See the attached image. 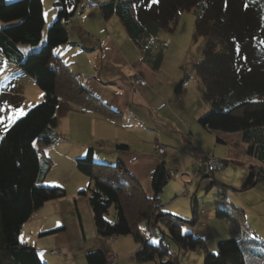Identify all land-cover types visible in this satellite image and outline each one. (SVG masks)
I'll return each instance as SVG.
<instances>
[{
    "label": "trees",
    "instance_id": "obj_1",
    "mask_svg": "<svg viewBox=\"0 0 264 264\" xmlns=\"http://www.w3.org/2000/svg\"><path fill=\"white\" fill-rule=\"evenodd\" d=\"M82 1L59 0L58 16L48 29L46 45L25 56L21 44L37 46L43 39V2L0 0V21L8 25L0 29V72L10 63L16 64L44 93L43 102L17 115L13 124H3L5 130L0 136V264H46L34 246L21 242L20 235L35 211L66 196L63 189L43 185L52 166L40 156V149L56 140L54 132L58 126L56 114L60 102L63 100L82 110L117 119L116 113L93 97L55 54L57 48L68 44L69 22ZM100 10L106 20L112 17L120 20L134 45L142 50L144 59L154 69H159L163 62V51L156 49L160 32L172 30L180 13L193 12L196 16L194 38L196 41L200 37L205 39L204 57L194 68L204 101L211 104V111L199 119V124L210 132L242 133L244 142L250 143L248 152L253 154L259 150L258 158L264 162V0H157L155 3L153 0H111L102 4ZM190 80L186 75L176 93L180 94ZM20 102L14 103L17 109ZM217 142L222 143V140L217 138ZM119 148L127 149L125 146ZM93 153L90 148L85 158L77 160V167L90 179L89 202L101 239L133 236L139 246L135 254L137 262L177 264L181 253L200 250L204 255L203 264H247L246 250L241 242L235 239L220 242L218 252L212 253L202 238L183 233L188 222L164 214L162 210H156V215L153 213L155 206L160 205L158 196L174 176L165 163L152 175L154 198H147L124 164L96 162ZM221 161L226 166L229 163ZM262 169L249 175L243 191L264 180ZM137 200L141 203L131 216L128 205ZM112 209L115 210L113 220L109 219ZM198 215L199 210L194 207L192 225L197 223ZM216 217L228 219L230 213L217 208ZM140 222H145L146 229L154 228L156 234L160 231L159 245L141 235ZM166 241L174 244L175 253L170 251ZM249 241L255 247H264L255 237ZM109 253L114 252L94 250L86 255V261L108 264ZM259 260L264 264V255Z\"/></svg>",
    "mask_w": 264,
    "mask_h": 264
},
{
    "label": "crops",
    "instance_id": "obj_2",
    "mask_svg": "<svg viewBox=\"0 0 264 264\" xmlns=\"http://www.w3.org/2000/svg\"><path fill=\"white\" fill-rule=\"evenodd\" d=\"M107 1L103 0L99 2V9ZM57 16L55 12L54 16L50 15V18L48 17L47 19L54 20ZM102 18L110 25L117 17H112L109 20H106L103 16ZM73 19L71 22H73ZM68 29V44L57 48L55 54L66 64L93 97L116 113L117 119H108L94 112L82 110L63 100L60 102L56 114L58 126L54 132L56 140L52 144L43 146L40 149V156L43 160H49L52 166L43 185L63 189L66 196L59 200L50 201L41 209L35 211L30 220L23 226L20 235V240L23 237L24 244L34 246L38 250L42 261L46 264H88L86 255L89 252L105 249L103 247V240L98 237L89 202L90 179L81 173L77 167V160L85 158L90 148H93L94 160L96 162L111 165H116L117 163L124 164L134 179L142 186L146 195L149 196V194L153 195L152 175L154 172L163 163H165L166 168L169 170L168 162L166 161L167 150L163 156H160L156 149L157 144L164 146L160 143V139L162 138L161 131H175L173 136H182L185 145L191 146V142L185 140L187 136L183 132L189 129L188 124L184 120V115L180 113L181 120H179L177 126H170L168 124L169 120L166 119L165 121L158 111L165 105L164 102L174 104L176 108L180 107L181 110H184V97L182 95L186 93L187 85L180 94L176 93V88L186 74L180 78L176 75L167 83L159 80L161 67L154 69L144 59L142 50L133 44L130 45L132 46L131 50H134V48L139 50L141 56L132 61L128 52L124 49L125 45L129 46L127 38L132 43L125 28L127 35L120 32V35L109 33L110 30L107 28L108 33L105 35L110 36L101 41L99 40L100 42H96L95 36L84 29L83 22H76V25H70L69 22ZM95 53H98L96 63L93 56ZM77 56L92 63L97 72L88 75L85 74L86 72L84 73L82 68L81 70L78 69L76 67L77 64L74 62V59L78 58ZM70 65H73V68ZM137 76L146 81L145 86L133 84L132 79ZM157 102L161 103L158 104ZM61 118H65L64 122L68 124L66 131H58ZM120 133L127 134L130 138L123 140L120 138ZM137 136H141L142 138H138L137 145H134L135 141L133 137ZM237 136L238 144L237 142L233 143L235 147H232V151L229 154L231 162L242 157L244 161L242 165L246 167L248 177L252 172L258 173L257 171L262 168L264 172V162L258 158L260 151L257 150L256 153L250 154L248 152L250 143L244 142L242 133H237ZM237 145L243 147L242 156L238 154ZM120 146H125L127 149L121 150ZM103 152H113V154H104ZM198 179L200 180L199 177L194 178L192 182L195 183ZM208 181L212 182L213 185L217 183L215 177L213 179L208 178ZM262 182L264 180L258 182L255 186L262 185L264 187V183L260 184ZM218 191L220 192L221 189L219 188ZM253 196L256 198L254 194ZM220 201L221 203L224 202L223 199H220ZM260 207L261 204H257V208ZM217 208L218 206L214 205L207 211L205 209L200 211L198 215L200 223L197 221L194 225L195 227L197 226L193 234L195 237L205 240L212 236L205 219H209L212 216H214L213 218H217L215 217ZM165 211L176 215H184L186 218L190 215L189 212L188 214L182 213L172 206L167 207ZM204 217L206 218L204 219ZM252 217L254 220L255 218H264V214L262 211L260 212V216L259 214L250 212L248 217H246L248 224V227H246L247 231H244L250 239L255 237L264 245V232H260L253 225V222H251ZM86 226H88L87 230L85 229ZM240 231H243V229L237 227L234 232L241 234ZM234 232L232 234L233 237L230 238L231 240L235 239ZM227 240L220 238L218 244ZM45 241L47 242V246L44 243ZM249 242L246 249L251 252L253 245ZM218 244L212 245L213 247L210 251L218 252ZM105 246L107 247L105 250L109 249V251L116 253L114 249L108 248V245ZM257 250L261 251L264 255V247H259ZM58 252H61L63 256L59 257L56 254ZM128 255L122 254L121 259L118 255V259H120L118 264H122L128 260ZM201 261L202 253H181L177 264H201ZM259 262V264H263V260Z\"/></svg>",
    "mask_w": 264,
    "mask_h": 264
},
{
    "label": "rangeland",
    "instance_id": "obj_3",
    "mask_svg": "<svg viewBox=\"0 0 264 264\" xmlns=\"http://www.w3.org/2000/svg\"><path fill=\"white\" fill-rule=\"evenodd\" d=\"M16 1L18 0H8V2ZM102 1L103 0H83L76 11V14L74 15V17H72V19H74L73 22H71V19L70 25H76V22H83L84 29L95 36L96 42H100L102 39L110 36L105 35L108 33V29L110 30L109 33L115 35H120V33H125V35H127L119 19L116 18L115 20H113L112 24L110 23V25H108L102 18L101 11L98 6V3ZM110 1L111 0H108L107 3H109ZM42 2L45 17L43 39L37 46L21 44L20 49L25 56L32 52L40 50L43 46L46 45L48 29L57 19L56 17L54 20L52 19V21L48 20L47 18H50V15L54 16L55 12L58 15L59 6L57 5V3L59 2V0H42ZM6 26L8 25L0 21V29ZM195 27V14L191 11H184L180 13L178 22L174 26V28L172 30H162L156 42L157 51H163V64L160 68L159 80L167 83L176 75H178V78H180L184 74L191 77V80L186 87V93L182 95L184 97V110H181L180 107L176 108L174 104H169L166 102H164L165 105H163V107L158 110L165 121L166 119L169 120L168 124L170 126H177V123H179V120H181L180 113H182V115H184L185 122L189 126L188 131H183L187 136V138L185 137V140L191 142V146L188 147L187 144L185 145V141L182 136H180L181 138L178 136H173V133L175 131H161L162 138L160 139V143L166 147V150L168 152L166 161L168 162L169 170L174 172L175 175L166 185L163 192L158 196V199L162 202V204L160 205L163 206L162 209L164 210L162 212L164 214H172L189 223L188 225L186 224L185 231H183V233L189 232L194 234V232L196 231L197 226L195 227L194 225H192L194 207H197V209L199 210V214L202 209H205V211H207L211 208V206L214 205H217L218 208L225 209L230 213V217L228 219L213 218L214 216L209 219H205L206 217H204L208 224V229L212 234V236L204 240L206 248L209 251L212 250V245H217L220 238L223 240L232 238V234L235 231V228L241 227L243 231H240L241 234L234 232V238L235 240L241 242L244 249L246 250L245 255L247 264H259V259L263 254L261 251L257 250L258 247H255L254 245L251 252H249L245 248L250 240L245 231H247L246 227H248L246 217H248L250 212L259 214V216L261 211L264 214V187L262 185H257L252 189H248L245 191L242 190L248 178V171L246 170V167L242 165V162L244 161L242 157L237 158L236 161L234 160V162H231L232 160L229 159V154L232 151V147H235L233 143L237 142L238 144L237 134L210 132L199 124V119L211 111V104H207L204 101L203 93L200 90V80L198 79L197 72L194 68V65L196 63L202 61L205 49V39L200 37L196 41L194 38ZM128 42L129 46L125 45L124 49L128 52L129 57L133 61L136 58H139L141 56V53L135 48L134 50H131L132 46L130 45H134V43H131L127 38V43ZM97 54L98 53L93 54L95 63ZM77 57V59H74V62L77 64L76 67L78 69L81 70L82 68L84 70V73L86 72L85 74L88 75L97 72L92 63L81 59L80 56ZM70 66H72L71 68H73V65ZM132 82H134V79H132ZM43 99L44 93L37 87L35 80L31 77L26 76L21 71L19 66L10 63L3 72H0V118L4 120V123L0 124V136L5 130L3 127L5 124H13L9 123V117H12L15 121L17 115L30 110L37 104H40L41 102H43ZM20 100L21 102L19 103V107L17 109L14 103H17ZM161 102L157 103L160 104ZM64 121L65 118L60 119L58 131H66V126L68 124ZM183 132L181 131L182 134ZM110 135L113 136L112 133H110ZM119 135L123 140H127V138H130L129 135L124 133H120ZM138 138L141 139L142 137H133V140L135 141L134 145H137ZM150 138L152 141L153 139L151 135ZM217 138H220L222 140V143H218ZM237 151L239 156L243 155V147L241 145H237ZM198 152H203L204 154L214 156L216 159L230 162L215 176L217 183H214V185L212 184V182L208 181V179H203L201 177H199L200 180L198 179L195 183L192 182L198 170ZM103 153L113 154V152ZM263 183L264 182L260 184ZM219 188L221 189L220 192L218 191ZM253 194L256 196V198H254ZM147 198H154V194H149ZM220 199H223L224 202L221 203ZM132 202H134V204ZM132 202L131 205H128V207L130 208L128 209L130 210L131 216L135 214V208H137V204L141 203L138 200ZM126 203L129 204V201L126 200ZM259 203L261 204V207L257 208V204ZM169 206L175 207L182 213L188 214L189 212L190 217L185 215L187 216L186 218L184 217V215H176L171 212H166L165 210ZM244 206H246V208H244ZM157 207L158 206H155V209L153 211L155 215L157 213L156 210L160 211V206L158 208ZM114 214L115 210L112 209L109 219L113 220ZM153 221H155L154 218H152L151 222L152 225L155 226V224H153ZM251 222H253V225L256 226L260 232H264V218H255L254 220V218L252 217ZM198 223L200 222L198 221ZM203 225H205V223H203ZM146 227L147 226H145V222H140L138 224L141 235L148 241L153 240V242L151 243H153L154 245H159L160 240L162 239L160 231L158 230L157 234L150 238L151 240H149L147 238L148 235L145 233ZM85 229L87 230L88 226H86ZM149 230L152 231V233H155L154 228L150 227ZM48 240L52 241L51 239ZM101 240H103V247L106 249L107 247L105 245H108V248L114 249L116 252L115 254L117 256L119 255L120 259L122 254H129L128 260L124 261L122 264H157V261L137 262L135 260V254L137 253L139 246L137 247V245L135 244L136 242L133 236H121L116 237L115 239H106L108 242L104 239ZM166 242L170 246V251L172 253H175L177 250L174 244L169 241ZM44 243L46 244L47 242L45 241ZM60 253L61 252H58L56 254L59 257H62L63 254ZM192 253L197 254L202 253V251L197 250L196 252ZM157 260L159 261V259ZM203 260L204 255L202 254L201 264H203Z\"/></svg>",
    "mask_w": 264,
    "mask_h": 264
},
{
    "label": "built area",
    "instance_id": "obj_4",
    "mask_svg": "<svg viewBox=\"0 0 264 264\" xmlns=\"http://www.w3.org/2000/svg\"><path fill=\"white\" fill-rule=\"evenodd\" d=\"M134 82L137 85H142V86L146 85V82L139 77H135ZM156 149L158 154L160 155L165 154L166 151L165 147L157 144ZM197 164H198V170L195 175V178L198 177L212 178L216 173L220 172L222 169L226 167V164L223 163L221 160L216 159L214 156L204 153L198 154ZM157 206L158 207L160 206L159 209L162 208L161 205H157ZM150 237H152V235ZM107 260H108V264H116L118 262V256L115 253H109L107 255Z\"/></svg>",
    "mask_w": 264,
    "mask_h": 264
},
{
    "label": "snow or ice",
    "instance_id": "obj_5",
    "mask_svg": "<svg viewBox=\"0 0 264 264\" xmlns=\"http://www.w3.org/2000/svg\"><path fill=\"white\" fill-rule=\"evenodd\" d=\"M157 2V0H153V3ZM9 123H13L14 119L12 117H9ZM4 123V120L2 118H0V124ZM21 242L23 243V237H21Z\"/></svg>",
    "mask_w": 264,
    "mask_h": 264
}]
</instances>
